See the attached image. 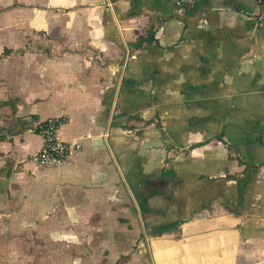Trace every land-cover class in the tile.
Wrapping results in <instances>:
<instances>
[{
	"label": "crops",
	"instance_id": "1",
	"mask_svg": "<svg viewBox=\"0 0 264 264\" xmlns=\"http://www.w3.org/2000/svg\"><path fill=\"white\" fill-rule=\"evenodd\" d=\"M0 264H264V3L0 0Z\"/></svg>",
	"mask_w": 264,
	"mask_h": 264
},
{
	"label": "built area",
	"instance_id": "2",
	"mask_svg": "<svg viewBox=\"0 0 264 264\" xmlns=\"http://www.w3.org/2000/svg\"><path fill=\"white\" fill-rule=\"evenodd\" d=\"M198 0H177L180 7L190 9ZM257 4H263L264 0H255ZM66 121L62 116L47 119L39 130L43 139V145L33 156V161L40 166L53 167L67 161L73 151L79 150V143L65 141L59 133L61 125Z\"/></svg>",
	"mask_w": 264,
	"mask_h": 264
}]
</instances>
